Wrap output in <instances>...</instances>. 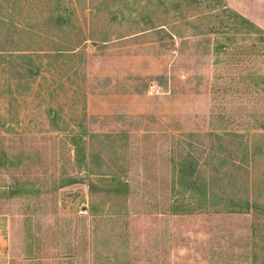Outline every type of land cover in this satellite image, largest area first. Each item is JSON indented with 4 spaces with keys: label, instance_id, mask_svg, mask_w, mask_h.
I'll return each mask as SVG.
<instances>
[{
    "label": "rangeland",
    "instance_id": "374dc122",
    "mask_svg": "<svg viewBox=\"0 0 264 264\" xmlns=\"http://www.w3.org/2000/svg\"><path fill=\"white\" fill-rule=\"evenodd\" d=\"M0 264H264V0H0Z\"/></svg>",
    "mask_w": 264,
    "mask_h": 264
},
{
    "label": "trees",
    "instance_id": "16d2710c",
    "mask_svg": "<svg viewBox=\"0 0 264 264\" xmlns=\"http://www.w3.org/2000/svg\"><path fill=\"white\" fill-rule=\"evenodd\" d=\"M235 18L236 19H239L241 20L243 23H246L248 26H252L254 28V25L251 24L250 22H248L246 19L242 18L241 16H239L238 14H234ZM19 58H22V60L24 59L26 61V68L29 69L30 72L33 73V71H35L36 73H39V66H37L35 64V61L33 59L32 56H30L29 54H19L18 56ZM72 145L74 147V150H76V153L78 154V150H83V143L82 142V138H80L79 136H73L72 138ZM194 172L192 171H189V172H182V176L183 177H188L189 178V181L190 183H193V185L195 186L196 184V181H195V178H194ZM77 181L75 180V178H70L69 180H67L65 182L64 185H70V184H73V183H76ZM204 188L201 189V193H200V196H202L203 199H206V193L203 191ZM193 190V189H192ZM194 191V190H193ZM176 211V210H175ZM176 213H179L176 211Z\"/></svg>",
    "mask_w": 264,
    "mask_h": 264
}]
</instances>
